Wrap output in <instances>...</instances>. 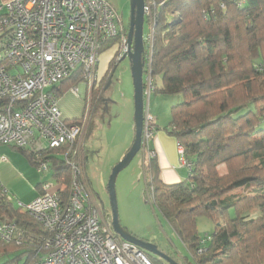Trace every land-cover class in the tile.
Listing matches in <instances>:
<instances>
[{"label":"trees","instance_id":"1","mask_svg":"<svg viewBox=\"0 0 264 264\" xmlns=\"http://www.w3.org/2000/svg\"><path fill=\"white\" fill-rule=\"evenodd\" d=\"M146 4L150 14L145 22L151 25L152 40L143 59L145 71L151 70L154 79L153 91L185 97L171 107L169 124L155 128L173 136L192 163L185 180L165 184L157 158L149 157V200L187 247L190 258L184 264H264V0H146ZM127 31L108 40L100 53ZM115 59L81 117H87L86 180L91 153L87 141ZM83 81L80 69L73 72L55 88L58 97ZM18 150L32 165L49 161L57 192L67 203L73 171L63 150L44 157ZM1 207L29 239L22 244L0 241V254L17 252L15 259L25 255L24 264H29L48 232L11 201L4 199ZM201 216L216 224L214 233L204 238L197 228ZM197 250L201 254L196 255ZM146 253L154 264H167Z\"/></svg>","mask_w":264,"mask_h":264},{"label":"built area","instance_id":"2","mask_svg":"<svg viewBox=\"0 0 264 264\" xmlns=\"http://www.w3.org/2000/svg\"><path fill=\"white\" fill-rule=\"evenodd\" d=\"M145 9L147 16V4ZM121 23L110 0H9L0 5V144L27 149L39 157L62 149L73 171L67 203L58 194L55 180L43 181L42 193L30 202L18 203L48 232L29 264H154L143 249L121 240L111 218L99 210L82 164L87 117L67 122L55 90L79 69L85 80H91L92 89L100 50L122 32ZM144 40L146 49L151 34ZM122 47L121 56L129 50L126 37ZM144 81V98L149 103L154 84L151 70L144 68ZM155 127V117L145 111L142 150L148 158L154 156L150 142ZM177 148L181 164L191 172L183 146L177 143ZM5 160L0 157V162ZM38 167L43 173L51 170L49 161ZM4 199L12 200L1 186L0 206ZM28 239L14 220L0 218V241L22 244Z\"/></svg>","mask_w":264,"mask_h":264},{"label":"rangeland","instance_id":"3","mask_svg":"<svg viewBox=\"0 0 264 264\" xmlns=\"http://www.w3.org/2000/svg\"><path fill=\"white\" fill-rule=\"evenodd\" d=\"M3 1L0 0V5L3 4ZM110 1L121 15L122 32H126V27L129 30L130 23V0ZM150 32L151 25L145 22L144 36L151 34ZM123 37L127 38V35ZM122 49V40H120L113 46L105 48L99 56V66L96 75L93 77L94 79L92 78L93 87H95V84L98 86L100 82H104L103 78L109 69L110 62L115 57L114 63H117V65L112 70L111 78L108 79V84L103 94V101L93 118V133L87 141V147L91 150V153L89 161L85 164L88 184L90 185L93 198L96 200L99 210L111 219L112 211L107 183L112 169L127 152L135 135L134 85L131 63L129 58L120 61L123 57L121 56ZM2 55L3 50L0 49V57ZM156 80L155 86H159L160 80ZM81 83H83L82 87L79 84L76 85L79 88L77 91L74 86L63 93L61 97L63 102L67 101L72 106L73 111L69 117H78L83 120L81 117L85 112V105L90 103L94 88L92 87L91 89V80L84 79ZM60 84L57 86H60ZM184 99L185 97L182 94L156 95L152 91L149 99V106L151 107L149 112L155 118L157 117L158 121L156 118V122L164 127L171 120V107L183 102ZM147 103L148 100L145 98V111L148 110ZM72 119L75 118L70 120ZM85 132L81 142L85 141ZM0 152V155L6 157L20 173L23 174L25 168H28L35 176V179L53 182L51 170L46 173L41 172L39 167L30 164L18 149L0 144ZM143 152L145 151L141 150L117 176L116 195L120 223L128 232L156 244L162 252L184 264L185 258H190L187 247L149 200L146 189L150 180L146 167L148 157ZM9 195L14 204L24 203L22 201L23 198L16 191L9 192ZM254 215L252 214V216ZM215 227L216 224L209 217L201 216L197 219L198 232L202 238L212 235ZM195 254H201V252L197 250ZM18 255L17 252L0 254V264H24L26 256L15 259ZM162 260L165 261L164 259ZM165 263L169 264L166 261Z\"/></svg>","mask_w":264,"mask_h":264},{"label":"water","instance_id":"4","mask_svg":"<svg viewBox=\"0 0 264 264\" xmlns=\"http://www.w3.org/2000/svg\"><path fill=\"white\" fill-rule=\"evenodd\" d=\"M131 13L129 30L127 34L128 52L122 57V60L129 58L131 63V74L134 85V121L135 135L131 146L124 154L122 159L114 166L107 183V189L110 196L112 211V226L115 233L123 240L129 241L139 248L164 259L169 264H180L166 253L162 252L158 246L152 242L143 240L134 234L128 232L120 223L118 202L116 195V180L118 174L125 169L134 157L142 150L143 145V127L145 118V98H144V67L145 62L143 54L145 51L144 24L146 18V0H130Z\"/></svg>","mask_w":264,"mask_h":264},{"label":"crops","instance_id":"5","mask_svg":"<svg viewBox=\"0 0 264 264\" xmlns=\"http://www.w3.org/2000/svg\"><path fill=\"white\" fill-rule=\"evenodd\" d=\"M7 1L9 0H4L3 4L6 3ZM59 105L64 119L70 120L71 118H75V119L78 118V117H69V115L72 114L73 111L72 106L67 101L63 102L62 97H60ZM149 105L150 104L148 103L147 109L151 111V107ZM156 124L158 127H163L159 125L157 122ZM177 143H178L177 140L173 136L169 135L163 129L156 130L154 137L150 142V147L154 152V156L157 158L159 163L160 179L165 184L179 183L188 177V169L185 166H183L180 162ZM11 147L16 148L14 146ZM143 153L145 154L146 157H148L147 152H143ZM0 157L2 156L0 155ZM24 172L22 174L19 171H17V169L13 166V164L8 160L0 162V187L4 186L8 192L16 191L17 194L21 198H23L22 201L24 203H28L42 193V188L41 185L39 186V184H41L43 181H39V179H35V176L31 173L30 169L28 168L27 169L25 168ZM11 202L15 207H18V204H14L12 200ZM0 218L12 219L8 211H6L1 206H0Z\"/></svg>","mask_w":264,"mask_h":264},{"label":"flooded vegetation","instance_id":"6","mask_svg":"<svg viewBox=\"0 0 264 264\" xmlns=\"http://www.w3.org/2000/svg\"><path fill=\"white\" fill-rule=\"evenodd\" d=\"M93 85H94V83H93ZM95 86H97V84H95ZM93 87V86H92ZM93 88H95V87H93ZM87 161H89V158H87ZM145 251V250H144ZM146 252V251H145Z\"/></svg>","mask_w":264,"mask_h":264},{"label":"bare ground","instance_id":"7","mask_svg":"<svg viewBox=\"0 0 264 264\" xmlns=\"http://www.w3.org/2000/svg\"><path fill=\"white\" fill-rule=\"evenodd\" d=\"M120 237V236H119Z\"/></svg>","mask_w":264,"mask_h":264}]
</instances>
